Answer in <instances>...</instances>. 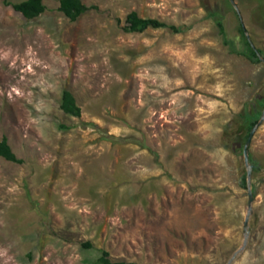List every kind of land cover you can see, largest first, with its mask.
<instances>
[{"label": "rangeland", "instance_id": "1", "mask_svg": "<svg viewBox=\"0 0 264 264\" xmlns=\"http://www.w3.org/2000/svg\"><path fill=\"white\" fill-rule=\"evenodd\" d=\"M0 0V264H264V63L228 0H59L25 19ZM264 53V0H233ZM181 27L124 31L126 16ZM216 15V16H213ZM68 91L80 108L60 109Z\"/></svg>", "mask_w": 264, "mask_h": 264}, {"label": "trees", "instance_id": "2", "mask_svg": "<svg viewBox=\"0 0 264 264\" xmlns=\"http://www.w3.org/2000/svg\"><path fill=\"white\" fill-rule=\"evenodd\" d=\"M6 5H10L12 9L19 14H21L25 19H33L41 15L45 6L42 4L41 0H22L17 3L5 2ZM89 7L82 4L80 0H59L58 11L62 13L64 17L70 21H75L78 17L85 14ZM216 16V15H213ZM217 26L219 27V32L223 36V42L230 46V49L233 53L241 55L247 58L251 63H259L257 53L264 59V53L256 49L257 53L250 47L247 38L242 30L239 28V33L241 37V49L236 50L232 43H229L226 39L224 28L220 20H216ZM160 29L166 28L173 34H179L184 31L181 27L167 26L165 23L160 22L156 19L150 18H140L135 12H131L126 16L124 31L127 33H141L146 29ZM60 109L67 115L72 117L80 116V108L76 105L74 97L68 91H63L61 95ZM260 113L253 112L248 117V131L254 127L260 118ZM248 137V136H247ZM0 157L6 161L21 163V160L17 159L14 153L11 151L7 140L3 137L0 140ZM250 163V161H249ZM240 184L242 187L246 188V174L240 178ZM96 264H136L133 262H112L109 259V255L106 251L102 250L100 255L96 259Z\"/></svg>", "mask_w": 264, "mask_h": 264}, {"label": "water", "instance_id": "3", "mask_svg": "<svg viewBox=\"0 0 264 264\" xmlns=\"http://www.w3.org/2000/svg\"><path fill=\"white\" fill-rule=\"evenodd\" d=\"M229 3L231 4V6L233 7V9L235 10L240 23H241V28L247 38V41L250 45V47L257 53L255 47L253 46V44L251 43V41L249 40L248 36L246 35L245 32V28L243 26V23L241 21V16L240 13L238 11V8L235 4V2L233 0H228ZM258 59L260 60V62L264 63V59L257 53ZM264 120V108L261 112L260 118L258 120V122L254 125V127L251 129V131L249 132V135L247 137L246 142L244 143L243 147H242V157H243V164L245 167V174H246V191H247V211H246V215L244 218V222H243V232L245 234V237L247 236V225H248V219L249 216L252 212V207L251 204L253 202V194H252V190H251V172H252V165L249 163V144L251 142V139L253 137V134L255 133L256 129L258 128V126L263 122Z\"/></svg>", "mask_w": 264, "mask_h": 264}]
</instances>
